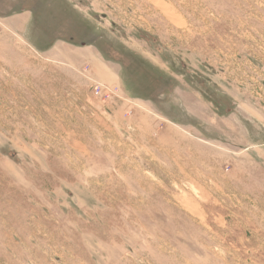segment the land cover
Listing matches in <instances>:
<instances>
[{"label":"rangeland","instance_id":"1","mask_svg":"<svg viewBox=\"0 0 264 264\" xmlns=\"http://www.w3.org/2000/svg\"><path fill=\"white\" fill-rule=\"evenodd\" d=\"M0 264H264V0H0Z\"/></svg>","mask_w":264,"mask_h":264},{"label":"built area","instance_id":"2","mask_svg":"<svg viewBox=\"0 0 264 264\" xmlns=\"http://www.w3.org/2000/svg\"><path fill=\"white\" fill-rule=\"evenodd\" d=\"M115 94L114 92H112L111 90L108 91V92H105L103 91L102 89L98 88L96 89V91L94 92V95L96 97H102V96H105V97H110L111 95Z\"/></svg>","mask_w":264,"mask_h":264}]
</instances>
